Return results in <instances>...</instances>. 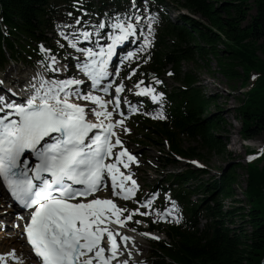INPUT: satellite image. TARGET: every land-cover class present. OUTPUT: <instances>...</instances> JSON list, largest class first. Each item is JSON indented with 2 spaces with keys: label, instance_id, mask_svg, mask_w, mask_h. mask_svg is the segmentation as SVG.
<instances>
[{
  "label": "snow or ice",
  "instance_id": "6c2138e0",
  "mask_svg": "<svg viewBox=\"0 0 264 264\" xmlns=\"http://www.w3.org/2000/svg\"><path fill=\"white\" fill-rule=\"evenodd\" d=\"M143 4L130 0V10L105 14L108 19L92 24L84 18L83 0H75L81 15L69 12L72 22L57 26L60 52L39 45L40 69L18 90L4 88L0 80V188L25 213L17 215L14 226L21 228L35 264H144L133 259L139 252L136 239L123 229L142 224L134 219L137 215H155L153 223L170 216L180 222L175 201L161 210L153 205L155 193L138 198L132 166L140 161L122 139L131 132L125 123L130 114L166 119L165 93L153 86L162 85L161 79L153 75V83L140 79L133 88L125 84L138 74L139 62L150 59L153 46L158 20L149 0ZM130 40L139 47L124 53L118 65L111 64L117 46ZM81 41L93 46H80ZM68 47L79 55H61ZM132 61L136 66L119 79L122 66ZM15 83L22 82L16 78ZM134 90L160 105L159 111L141 112L143 101L133 104L123 95ZM109 190L111 197L98 195ZM117 198L135 200L137 207H121ZM8 258L16 259L15 249L0 254V264Z\"/></svg>",
  "mask_w": 264,
  "mask_h": 264
},
{
  "label": "trees",
  "instance_id": "16d2710c",
  "mask_svg": "<svg viewBox=\"0 0 264 264\" xmlns=\"http://www.w3.org/2000/svg\"><path fill=\"white\" fill-rule=\"evenodd\" d=\"M57 0H0V63L33 53L34 42L44 36L52 19L51 9ZM66 1V0H64ZM118 4L117 1L113 0ZM199 20L183 15L180 24L168 22L163 38L173 39L155 55L158 67L172 65V76L183 86L168 95L170 109L166 121L147 127L160 141L167 140L168 156L206 159L211 155H229L225 141L218 136L226 129L224 119L208 115L214 103L200 93L190 71H181L182 61L216 62V72L227 81H249L252 86L237 107L244 138L264 133V0H172ZM224 44V50L217 46ZM148 138V136H146ZM250 152V151H249ZM232 163L207 181L199 178L205 170L188 168L172 177L175 182L197 184L176 193L183 223L167 225L168 242L153 245L154 264H260L264 256V152L248 164L245 197L249 210L232 205L224 210V198H234L237 169ZM200 192L203 198L193 203L189 197ZM233 202H241L233 200ZM199 217L205 219L199 228ZM250 228V231L249 228Z\"/></svg>",
  "mask_w": 264,
  "mask_h": 264
},
{
  "label": "rangeland",
  "instance_id": "374dc122",
  "mask_svg": "<svg viewBox=\"0 0 264 264\" xmlns=\"http://www.w3.org/2000/svg\"><path fill=\"white\" fill-rule=\"evenodd\" d=\"M75 2V0H72ZM60 8H63V6H60ZM169 13L167 15L168 18H170L172 21L177 22L178 18L176 19V15L181 13H188L186 11H180L178 7L169 5ZM174 9V11H172ZM56 11L58 15H60L61 9L58 7L56 8ZM68 15L65 14V17H60L55 21V28L54 30H57L58 25L64 24V22L68 19ZM97 21V18H92L91 22L92 24H95ZM52 35V34H51ZM58 35V33H57ZM50 34L48 35V37ZM59 37V36H58ZM57 38V36H51V39ZM60 38V37H59ZM171 42V41H170ZM168 42V43H170ZM224 44L219 43L217 48L222 51L224 50ZM69 49H65V53H68ZM37 67H40L38 64L35 65L34 69ZM216 62L213 59H209V62L207 65L204 64L202 61H192L184 63H181V70L182 71H190L193 76L196 78V83L194 84L197 89L200 91L202 95H204L208 100L213 101L214 103H211L209 110L207 111L208 115H216V118L224 119L227 123L226 129L220 130L218 133V136L221 139H224L225 141V147L226 150L229 152V155H211L207 157L206 159L200 160L206 170L207 174L202 175L200 178L202 180L207 181L210 176H216L224 167H227L228 165L232 163H239L241 166L237 169L238 174V181L237 185L234 186L235 194L237 198H242L243 204H247L246 197L244 192V187L246 185V182L243 184L241 179L242 175L245 174V168H246V162L244 156L249 154V150H259L258 148L264 144V133H262L259 137L253 138L249 141L248 144H252V147H239L237 142V134L240 133L241 129V122L237 118V107L241 105V100L246 97V90L252 86L251 80H249L245 85L241 83L240 80H235L233 82L227 81L224 77H222L220 74L216 72ZM34 69H27L22 68L21 65H14L10 64L6 66L5 68H2V73H0V80L3 81V86H5L4 83V76L5 80L10 85H16L15 79L18 78L19 80L24 79L25 77L29 76V74H34L38 72V70ZM76 74V73H74ZM255 75L254 72L251 73V77ZM23 81V80H22ZM126 80L125 82H127ZM165 84L168 86L172 85L171 80L166 79ZM132 118L130 121H128L126 124L131 129V132L128 134H123V136L126 139L127 146L136 153L137 159L140 161L138 166L134 169L135 177L142 179L140 180L141 184L148 185V186H155V191H159L161 188V184L158 180L162 179L164 177L165 171L167 172H176L181 169L185 168L184 164H188V162L182 161L179 162L177 168L173 167H166L164 166V170L162 169V160L163 158H167L168 154L166 151V148L164 147V142L154 139V141L145 139L142 137V134L138 133V127L132 123ZM255 156L257 153H254ZM142 170V171H140ZM143 173H146L144 175ZM146 181L144 182V180ZM196 184V182L190 184L189 187H192ZM164 186V185H163ZM144 190V189H143ZM245 197V198H244ZM197 198H199L197 196ZM164 199L163 193L157 194V202H160ZM195 200V198H192ZM229 200H225L224 203L227 205ZM3 213V212H2ZM0 213V214H2ZM5 214V213H4ZM8 216H11L8 214ZM15 217V216H14ZM0 254L8 253L11 249L16 250L17 252L20 250L24 251V245L20 241V228L15 227L14 223L15 218H8L5 215H0ZM152 218H155V215H152ZM13 234L12 239H6L3 234ZM16 235V239H15ZM137 241V246L140 247V251L137 252L133 259L136 261H143L144 264H149V259L146 257L149 254V246L147 243H145L142 240H139L135 238ZM139 244V245H138ZM17 256V255H16ZM21 256V255H20ZM26 257L25 251L23 254V257ZM29 261V259H27ZM14 264L13 261H11V258H8L4 261V264ZM27 264H29L27 262Z\"/></svg>",
  "mask_w": 264,
  "mask_h": 264
},
{
  "label": "bare ground",
  "instance_id": "6f19581e",
  "mask_svg": "<svg viewBox=\"0 0 264 264\" xmlns=\"http://www.w3.org/2000/svg\"><path fill=\"white\" fill-rule=\"evenodd\" d=\"M5 79H6V78H5ZM0 206H1V204H0ZM2 212H3V211H0V213H2ZM7 212H8V214L11 215V216H8V215H7ZM7 212L5 213L6 216H7L8 218H11V217L13 216V214H12L11 212H9V211H7ZM21 242H22V244L24 245L23 240H21ZM23 248H24V251H25L26 256H29V257H30V255H29V251H28V249L26 248L25 245H24ZM27 262H28L29 264H33V262L30 261V260H29V261L27 260Z\"/></svg>",
  "mask_w": 264,
  "mask_h": 264
}]
</instances>
